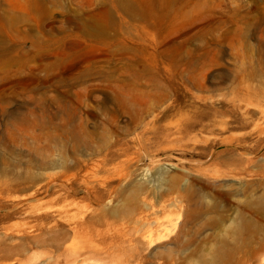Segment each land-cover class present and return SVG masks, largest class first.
<instances>
[{"label":"rangeland","instance_id":"374dc122","mask_svg":"<svg viewBox=\"0 0 264 264\" xmlns=\"http://www.w3.org/2000/svg\"><path fill=\"white\" fill-rule=\"evenodd\" d=\"M0 174V264H264V0H0Z\"/></svg>","mask_w":264,"mask_h":264},{"label":"bare ground","instance_id":"6f19581e","mask_svg":"<svg viewBox=\"0 0 264 264\" xmlns=\"http://www.w3.org/2000/svg\"><path fill=\"white\" fill-rule=\"evenodd\" d=\"M152 90H156V84L154 83ZM37 92V94H36ZM24 93L29 97V100H31L32 102H44L45 97H42L40 95H38V89L35 90H29V91H24ZM3 94V93H2ZM36 94V96H35ZM40 96V97H39ZM42 109H44V107H42ZM8 115L10 117V122L11 124L15 125L14 128L18 129V130H22L24 132L28 131L29 128L35 129L36 126H38L40 129L43 128V125H41L40 127V123L39 121L44 120L46 121L47 119L44 118V116L42 114H39L37 112V110L32 107H28L27 111L23 112V113H18L16 110H10L8 112ZM35 116L34 118L32 116ZM42 124V123H41ZM28 134L30 133L29 131L27 132ZM105 160L108 161V159L105 158ZM125 159V163H126ZM124 160L122 159V162ZM101 163V162H100ZM103 164V163H102ZM124 164V163H123ZM106 165V163H105ZM122 165V164H121ZM7 166V165H6ZM4 167V166H3ZM108 168V167H107ZM110 169V168H109ZM26 171V170H25ZM106 171H108L106 169ZM1 175V174H0ZM3 177V176H2ZM13 177V176H12ZM17 177V176H16ZM19 177V176H18ZM24 178L26 180V182H30L32 181L33 177L32 175L27 171V173L24 175ZM1 179V178H0ZM3 181V180H1ZM6 181V180H5ZM10 185V184H9ZM13 186V185H12ZM11 187V186H10ZM5 188V187H4ZM25 189V188H24ZM149 237H151V234H149ZM149 239V238H148ZM151 240V239H150Z\"/></svg>","mask_w":264,"mask_h":264},{"label":"water","instance_id":"95a60500","mask_svg":"<svg viewBox=\"0 0 264 264\" xmlns=\"http://www.w3.org/2000/svg\"><path fill=\"white\" fill-rule=\"evenodd\" d=\"M170 155L169 153H165V154H159L156 156H151V157H147L146 161L147 162H153V163H158V162H162L165 161V157ZM210 156L205 158L204 160H196V161H189L188 163H193V164H203L205 162H207L209 160Z\"/></svg>","mask_w":264,"mask_h":264}]
</instances>
